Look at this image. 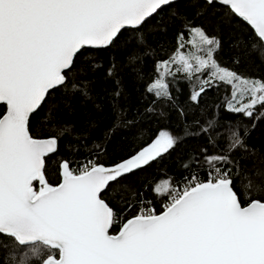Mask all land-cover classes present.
<instances>
[{
	"label": "snow or ice",
	"instance_id": "obj_1",
	"mask_svg": "<svg viewBox=\"0 0 264 264\" xmlns=\"http://www.w3.org/2000/svg\"><path fill=\"white\" fill-rule=\"evenodd\" d=\"M171 3L0 0V104L6 106L0 116V246L8 248L12 264H28L38 256H43L41 264H264V199H249L245 205L235 190L237 160L231 153L244 148L245 141L233 128L227 130V149L201 153L209 169L206 180L193 178L183 188L170 181L155 186L156 195L168 198L162 211L141 209L116 234L111 229L118 215L104 198L106 190L169 152L177 138L162 131L135 155L110 166L90 162L73 168L62 160L59 182L53 185L46 177L45 158L57 151L58 141L34 137L30 117L50 92L69 87L83 49L111 45L123 29H138ZM219 3L264 43V0ZM187 43L193 51H177L161 61L148 92L170 98L169 76L183 72L192 78L207 71L193 101L222 83L231 88L229 113L252 118L257 106H264V80L222 67L215 59L221 47L217 38L193 26ZM201 131L222 130L210 120ZM244 176L241 182L251 189Z\"/></svg>",
	"mask_w": 264,
	"mask_h": 264
},
{
	"label": "trees",
	"instance_id": "obj_2",
	"mask_svg": "<svg viewBox=\"0 0 264 264\" xmlns=\"http://www.w3.org/2000/svg\"><path fill=\"white\" fill-rule=\"evenodd\" d=\"M193 26L221 42L215 59L222 67L264 80V44L247 24L217 3L181 0L159 11L141 28L122 32L111 47L84 50L69 74V87L50 92L30 119L34 137L58 140V151L46 159L45 166L53 185L59 182L62 160L70 161L73 168L90 162L110 166L135 155L162 131L177 138L169 152L106 190L104 198L118 215L112 234L142 208L162 211L167 198L156 195L155 186L170 181L176 187L193 175L206 179L209 169L201 153L205 148L210 153L227 149L229 128L238 130L245 141L244 148L231 153L237 160L232 176L235 190L245 205L249 199H264V106H257L252 118L229 113L226 102L231 88L222 83L213 84L193 101L200 81L209 76L207 71L192 78L183 72L169 76L170 98L147 91L158 77L161 61L177 51H191L187 42ZM181 42L185 43L182 50L178 48ZM5 112L6 107L0 105V116ZM210 120L222 131H201ZM245 173L251 189L241 182ZM42 258L33 257L28 264H41ZM0 264H12L9 250L3 246Z\"/></svg>",
	"mask_w": 264,
	"mask_h": 264
},
{
	"label": "water",
	"instance_id": "obj_3",
	"mask_svg": "<svg viewBox=\"0 0 264 264\" xmlns=\"http://www.w3.org/2000/svg\"><path fill=\"white\" fill-rule=\"evenodd\" d=\"M179 1H181V0H172V3H171V4L176 3V2H179ZM200 1H203V2L208 3V0H200ZM213 3H217V4H219V5H222V6L228 8V6H225V5L221 4V3H219V0H213L212 3H208V4H213ZM171 4H170V5H171ZM167 6H169V5H167ZM167 6H164V8H166ZM164 8H163V9H164ZM161 10H162V9H161ZM161 10H158V12L161 11ZM158 12H157V13H158ZM157 13H156V14H157ZM156 14H154L153 16H155ZM153 16H152V17H153ZM152 17L148 18V20L151 19ZM236 17H237V16H236ZM237 18H239V17H237ZM239 19L242 20L241 18H239ZM148 20H146L145 23H146ZM243 22H244V21H243ZM145 23H144V24H145ZM244 23L247 24L246 22H244ZM144 24H143V25H144ZM143 25H141L139 28H141ZM248 26H249V25H248ZM249 27L251 28V26H249ZM139 28H138V29H139ZM129 29H131V28L123 29V30L121 31V33L124 32L125 30H129ZM251 29H252V28H251ZM133 30H134V29H133ZM252 30H253V29H252ZM253 31H254V30H253ZM118 37H119V35H118ZM118 37H117L115 40H117ZM115 40H114V41H115ZM114 41H113V43H114ZM113 43H112V44H113ZM112 44L109 45V46H107V47H100V48H96V47H88V48H86V49H83L82 52H83L84 50H104V49H107V48L111 47ZM263 44H264V43H263ZM53 91H54V90H53ZM46 99H47V98H46ZM0 105H2V104H0ZM4 106H5V105H4ZM5 107H6V106H5ZM41 107H42V106H41ZM38 110H39V109H38ZM38 110H37V111H38ZM5 113H6V112H5ZM34 114H35V113H34ZM34 114H33V115H34ZM33 115H32V116H33ZM32 116H31V117H32ZM31 117H30V119H31ZM29 122H30V121H29ZM57 141H58V140H57ZM57 151H58V144H57ZM57 151H56L55 153L50 154L48 157H50V156L56 154ZM48 157L45 158V166H46V159H47ZM154 161H155V160H154ZM154 161H151L149 164L145 165L144 167H142V168H140V169H138V170H135V171L132 172V173H135V172H137V171H139V170L144 169L145 167H147L148 165H150V164L153 163ZM132 173H130V174H132ZM130 174H128V175H130ZM128 175H127V176H128ZM125 177H126V176H125ZM123 178H124V177H123ZM121 179H122V178H121ZM114 183H115V182H114ZM112 229H113V228H112ZM112 229H111V230H112Z\"/></svg>",
	"mask_w": 264,
	"mask_h": 264
},
{
	"label": "built area",
	"instance_id": "obj_4",
	"mask_svg": "<svg viewBox=\"0 0 264 264\" xmlns=\"http://www.w3.org/2000/svg\"><path fill=\"white\" fill-rule=\"evenodd\" d=\"M193 178H196V179H199V180H201V181H204V180H206L207 178H208V175H207V177H206V179H202V178H200V177H198V176H196V175H193L190 179H188L185 183H183V184H181V185H178V186H176L175 188H183L184 186H186L187 184H189V183H191L192 182V180H193ZM168 202V198H167V201L165 202V203H167ZM164 206V205H163ZM142 209H144V208H142ZM141 210V209H140Z\"/></svg>",
	"mask_w": 264,
	"mask_h": 264
},
{
	"label": "rangeland",
	"instance_id": "obj_5",
	"mask_svg": "<svg viewBox=\"0 0 264 264\" xmlns=\"http://www.w3.org/2000/svg\"><path fill=\"white\" fill-rule=\"evenodd\" d=\"M193 51V49H192V47H191V51L190 52H192ZM208 78V77H207Z\"/></svg>",
	"mask_w": 264,
	"mask_h": 264
}]
</instances>
